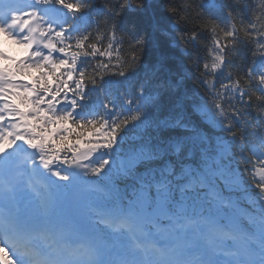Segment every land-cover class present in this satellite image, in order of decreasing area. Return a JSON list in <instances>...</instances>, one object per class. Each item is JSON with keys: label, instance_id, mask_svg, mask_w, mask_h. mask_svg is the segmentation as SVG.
Listing matches in <instances>:
<instances>
[{"label": "snow or ice", "instance_id": "6c2138e0", "mask_svg": "<svg viewBox=\"0 0 264 264\" xmlns=\"http://www.w3.org/2000/svg\"><path fill=\"white\" fill-rule=\"evenodd\" d=\"M149 8L182 69L148 59L130 18ZM226 16L0 0V35L25 50L0 47V264H264V0Z\"/></svg>", "mask_w": 264, "mask_h": 264}, {"label": "trees", "instance_id": "16d2710c", "mask_svg": "<svg viewBox=\"0 0 264 264\" xmlns=\"http://www.w3.org/2000/svg\"><path fill=\"white\" fill-rule=\"evenodd\" d=\"M104 0H97L98 4H102ZM151 3L152 0H149ZM199 5L201 11L206 17L218 18L222 21L227 19L226 10L233 4V0H195ZM249 3L258 4L259 0H249ZM136 25L139 34L143 35L146 42V51L148 59L166 55L171 62L172 70L182 69L185 66L186 54H183L177 47L172 33L168 31L169 28H175L168 21L160 15L158 10L149 8L143 14L130 18ZM160 22L161 29L158 31L155 27L157 22ZM178 35V34H177ZM210 44V40L206 41ZM200 55H205L203 47L199 50ZM250 53V46H242L237 51L233 59V69L242 72ZM186 88L191 92H197L198 85L195 81L189 80L186 82Z\"/></svg>", "mask_w": 264, "mask_h": 264}, {"label": "rangeland", "instance_id": "374dc122", "mask_svg": "<svg viewBox=\"0 0 264 264\" xmlns=\"http://www.w3.org/2000/svg\"><path fill=\"white\" fill-rule=\"evenodd\" d=\"M0 41H3V45L8 47L11 51V53L15 54V55H21V54H25V50L24 48H22L20 45L14 43L11 39L0 35Z\"/></svg>", "mask_w": 264, "mask_h": 264}]
</instances>
